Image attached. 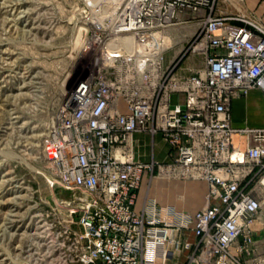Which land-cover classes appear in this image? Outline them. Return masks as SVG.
<instances>
[{"label":"built area","instance_id":"obj_1","mask_svg":"<svg viewBox=\"0 0 264 264\" xmlns=\"http://www.w3.org/2000/svg\"><path fill=\"white\" fill-rule=\"evenodd\" d=\"M220 1L82 0L92 59L42 142L46 183L72 194L77 264H164L183 252L185 264H264L248 259L264 127L235 128L230 117L231 101L251 91L264 105V27L227 16ZM190 56L201 65L184 66ZM136 133L160 138L167 162L135 159ZM153 170L203 182V206L189 213L144 197L137 207Z\"/></svg>","mask_w":264,"mask_h":264},{"label":"rangeland","instance_id":"obj_2","mask_svg":"<svg viewBox=\"0 0 264 264\" xmlns=\"http://www.w3.org/2000/svg\"><path fill=\"white\" fill-rule=\"evenodd\" d=\"M81 3L0 0V264H77L70 254L79 231L76 214L65 205L72 194L46 183L52 176L42 159V142L64 94L92 59V53H82L87 27L77 16ZM183 31L191 34L193 27ZM188 64L201 65L195 56ZM246 110L240 117L248 125L245 116L252 110ZM161 146L154 141L156 154ZM151 147L147 137L136 142L139 155ZM158 162H167L165 153ZM189 184L202 198L200 181L153 170L142 176L140 192L178 211L185 208L183 196L188 200L180 190ZM250 239L254 255L248 259L264 258V197Z\"/></svg>","mask_w":264,"mask_h":264},{"label":"crops","instance_id":"obj_3","mask_svg":"<svg viewBox=\"0 0 264 264\" xmlns=\"http://www.w3.org/2000/svg\"><path fill=\"white\" fill-rule=\"evenodd\" d=\"M220 9L227 16L234 17V18L248 19V20H251V21L261 25L262 27H264V0H243L242 2H238L236 0H224V1L221 0L220 1ZM257 96H260V95L255 91H251L247 94V96L245 98L235 99V100L231 101V103H230V117H231V125L233 127H235V128H240L243 126L257 127V128L264 127V120H263L262 125L258 126V125L253 124V119H254L253 117L255 116V114H257V112L262 113L263 118H264V105H263L262 99L259 100V97H257ZM254 98L255 99L257 98V101H255ZM242 108L243 109L245 108L247 110L248 109L252 110L250 116L249 115L245 116V119L249 120V122H250L248 125L240 117V112H241ZM247 110H246V114L248 113ZM141 137H146V136L141 135V134H137V133L133 134V136H132L133 152H134L135 159H137L143 163L149 162L150 159H153L155 161H161L163 159L164 153L166 151V145L158 137H155L152 141L149 139L152 142V147L149 148V152L147 153V155H144L142 153H141V155H139L140 152L136 151V142H137V140L141 139ZM154 141L157 144L159 143L162 145L160 151L157 152V154H156L155 149H154ZM141 181H142V179H141ZM200 183L203 185L202 198H201V195H199L197 193V191L195 189H193V188H196V186H194L192 184H189V185H186L183 187V188L187 189V191H185V189H183V188L180 190V193H182V195L186 192L185 194H186V197L188 198V200L185 202V198H184L185 196H183L185 208L183 210H178V211H184V212L192 213V212L200 209L203 206L206 187H205V184L203 182H200ZM140 187H141V183H140ZM140 187H139V190L137 192V201H136L137 207L139 206V204L141 203V201L144 198V195L140 192ZM191 187H193V188H191ZM182 190L184 191V193L182 192ZM197 199H199L198 203H196ZM158 205H160V204H158ZM160 206H162V205H160ZM187 237L191 241L192 237L189 234H187ZM164 264H185V253L183 252V253H180L178 255H172L171 257H169V259Z\"/></svg>","mask_w":264,"mask_h":264},{"label":"bare ground","instance_id":"obj_4","mask_svg":"<svg viewBox=\"0 0 264 264\" xmlns=\"http://www.w3.org/2000/svg\"><path fill=\"white\" fill-rule=\"evenodd\" d=\"M64 95H66V94H64ZM254 100L257 101V98L256 99L254 98ZM253 118H254L253 119V124L258 125V126L263 124L264 118H263V114L262 113H260V112H259V114L257 113Z\"/></svg>","mask_w":264,"mask_h":264}]
</instances>
